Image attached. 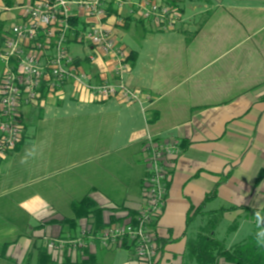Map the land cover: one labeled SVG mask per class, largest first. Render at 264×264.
Masks as SVG:
<instances>
[{"label": "crops", "instance_id": "obj_1", "mask_svg": "<svg viewBox=\"0 0 264 264\" xmlns=\"http://www.w3.org/2000/svg\"><path fill=\"white\" fill-rule=\"evenodd\" d=\"M189 1L193 13L177 29L193 26L188 42L175 34L148 36L136 50L120 39L136 56L127 81L150 96L148 103L99 101L67 85L21 107L23 138L0 158V264H41L42 253L62 264L46 243L90 227L86 219L73 230L60 223L75 217L72 203L85 197L103 209L105 227L144 207L149 136L181 143V153L169 160L166 206L154 225L156 264H186L188 239L207 219L199 214L188 225V215L213 190L216 197L203 211L225 209L222 222L238 219L240 228L253 212L264 211V0ZM29 2L0 0V50L2 35ZM109 10L117 36L138 25L146 31L145 22L124 24ZM75 20L85 24L82 15ZM88 63L81 66L100 81L113 78L106 58ZM3 73L0 60V80ZM188 79L193 81L186 85ZM68 97L82 103L81 109L100 105V115H47V108H62ZM65 253L71 264L89 254L95 264H138L126 248L97 244Z\"/></svg>", "mask_w": 264, "mask_h": 264}, {"label": "built area", "instance_id": "obj_2", "mask_svg": "<svg viewBox=\"0 0 264 264\" xmlns=\"http://www.w3.org/2000/svg\"><path fill=\"white\" fill-rule=\"evenodd\" d=\"M117 11L120 22L127 17L143 20L158 31H175L184 22V12L164 0H36L21 5V16L2 35L0 60L4 73L0 80V158L13 151L23 138L20 109L32 105L44 93L58 92L67 85L86 91L95 100L118 99L143 106L150 96L127 81L131 72L129 51L109 23V8ZM82 15L79 27L75 18ZM87 43L94 50L89 58L96 63L106 58L112 79L98 82L70 53L72 44ZM147 177L143 185L146 204L134 217L95 231L83 228L48 239L46 246L57 254L77 252L99 244L106 250L130 249L138 264H156L158 244L154 231L157 218L166 206L169 160L181 153L174 139L144 144Z\"/></svg>", "mask_w": 264, "mask_h": 264}, {"label": "trees", "instance_id": "obj_3", "mask_svg": "<svg viewBox=\"0 0 264 264\" xmlns=\"http://www.w3.org/2000/svg\"><path fill=\"white\" fill-rule=\"evenodd\" d=\"M36 1V0H31ZM166 3L179 7L183 12L184 8L181 4L188 0H164ZM113 12V11H110ZM129 20H134L140 23H144L143 20L124 18V24ZM135 53L129 52L128 62L133 66L135 62ZM95 79L100 82L99 75H94ZM216 197V190H213L205 199V204L209 199ZM200 205L196 209H191L188 215L187 224L190 225L199 214L207 215V219L201 224L194 235H192L187 242V250L185 254L186 264H264V237L259 236V233L264 231V228L254 229L244 240L233 244L228 247L226 245V239H220L217 237V230L222 222V217L225 209H219L215 211L204 212V205ZM236 209V206L230 207ZM72 209L75 213L74 218H64L60 221L61 224L69 227L70 230L77 228L78 222L81 219L88 220L91 229L104 230L111 226L109 224L105 227L102 214L103 209L100 208L90 197H85L81 201L72 203ZM135 212H128V217H134ZM239 228V220H234L227 229V234L235 232ZM65 253V252H64ZM58 253V258L62 259V264H71L69 255L67 253ZM41 264H55L51 259V255L42 253ZM96 257L93 254H89L88 258L83 261H79L75 264H95Z\"/></svg>", "mask_w": 264, "mask_h": 264}, {"label": "rangeland", "instance_id": "obj_4", "mask_svg": "<svg viewBox=\"0 0 264 264\" xmlns=\"http://www.w3.org/2000/svg\"><path fill=\"white\" fill-rule=\"evenodd\" d=\"M192 4L188 0V2L181 4V7L184 8L186 11V14L184 17H189L193 11H192ZM186 19V18H185ZM187 19V23H188ZM191 23V22H189ZM186 24V23H185ZM183 24V25H185ZM145 29H143L142 26H133L130 30L125 31L122 33V35L118 36L119 39L122 40L128 47H131L133 49L137 50V46H139L145 39V37L148 36H155L157 39H160L162 35H169V34H175L180 35L181 39H184L185 42H188L192 37V31L193 26L188 24L184 31H158L153 28L149 23L145 22ZM182 27V24L180 25ZM70 53L74 57L81 58V63L85 66H89L88 63L90 60L89 58L94 54V50H91V47L87 43H78V44H72L70 46ZM193 81L192 79H188L185 81L186 85L191 83ZM70 96V94L68 95ZM69 99L66 100L64 103V106L62 108L58 109H52L47 108V115L49 117H52L53 113H58V115L65 116V115H71L73 118H75L76 115H79L80 113H93L94 115H100V105L95 104H89L86 109H81L79 106L82 105L79 101L75 99ZM79 107V108H78ZM78 128L77 123L75 119H73L72 123V129L76 130ZM257 212H253L249 219L246 221H243L241 224V227L238 231L232 232L230 234H227V228L230 224L229 221H223L221 225L218 227L217 230V237L220 239L225 238L226 239V245L228 247L232 246L233 244H236L238 242H241L244 240L249 234L253 232L254 229L264 228V211H259L261 219L258 220L256 216ZM122 255H126L125 251H122ZM100 264V263H98Z\"/></svg>", "mask_w": 264, "mask_h": 264}, {"label": "clouds", "instance_id": "obj_5", "mask_svg": "<svg viewBox=\"0 0 264 264\" xmlns=\"http://www.w3.org/2000/svg\"><path fill=\"white\" fill-rule=\"evenodd\" d=\"M256 216H257V219H258V220L261 219V217H260V213H259V212L256 213ZM259 236L264 237V231L260 232V233H259Z\"/></svg>", "mask_w": 264, "mask_h": 264}]
</instances>
